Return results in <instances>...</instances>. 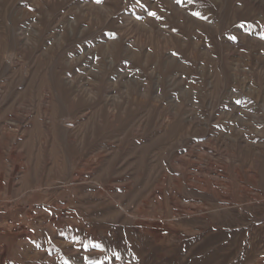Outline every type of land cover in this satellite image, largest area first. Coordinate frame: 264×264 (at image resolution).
<instances>
[{
	"label": "rangeland",
	"instance_id": "374dc122",
	"mask_svg": "<svg viewBox=\"0 0 264 264\" xmlns=\"http://www.w3.org/2000/svg\"><path fill=\"white\" fill-rule=\"evenodd\" d=\"M0 264H264V0H0Z\"/></svg>",
	"mask_w": 264,
	"mask_h": 264
},
{
	"label": "snow or ice",
	"instance_id": "6c2138e0",
	"mask_svg": "<svg viewBox=\"0 0 264 264\" xmlns=\"http://www.w3.org/2000/svg\"><path fill=\"white\" fill-rule=\"evenodd\" d=\"M97 2H99V0H97ZM153 15H155L154 13H153ZM198 15V14H197Z\"/></svg>",
	"mask_w": 264,
	"mask_h": 264
}]
</instances>
